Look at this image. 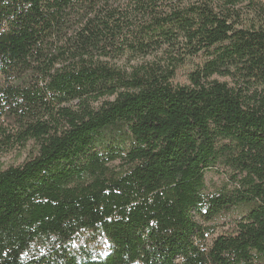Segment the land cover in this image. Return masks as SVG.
<instances>
[{"label": "trees", "instance_id": "trees-1", "mask_svg": "<svg viewBox=\"0 0 264 264\" xmlns=\"http://www.w3.org/2000/svg\"><path fill=\"white\" fill-rule=\"evenodd\" d=\"M28 143L0 264H264V3L0 0V154Z\"/></svg>", "mask_w": 264, "mask_h": 264}, {"label": "rangeland", "instance_id": "rangeland-1", "mask_svg": "<svg viewBox=\"0 0 264 264\" xmlns=\"http://www.w3.org/2000/svg\"><path fill=\"white\" fill-rule=\"evenodd\" d=\"M264 3V0H260ZM203 57H189L183 65H181L175 73L172 82L174 85H186L189 84L188 74L203 62ZM34 151V144L28 143L24 148L15 147L11 151L2 152L0 154V169H5L8 166H16L22 163L32 152ZM115 167L119 166V163L114 164ZM206 181L209 188H213L215 185H220L226 181V177L223 172L209 171L206 174ZM223 223V222H221ZM225 224V223H224ZM227 226L223 227L221 224L217 229V232L223 231Z\"/></svg>", "mask_w": 264, "mask_h": 264}]
</instances>
